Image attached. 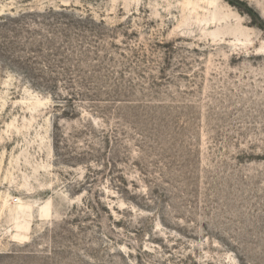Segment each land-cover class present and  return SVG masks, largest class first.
I'll return each mask as SVG.
<instances>
[{
    "label": "rangeland",
    "instance_id": "1",
    "mask_svg": "<svg viewBox=\"0 0 264 264\" xmlns=\"http://www.w3.org/2000/svg\"><path fill=\"white\" fill-rule=\"evenodd\" d=\"M0 264H264V0H0Z\"/></svg>",
    "mask_w": 264,
    "mask_h": 264
}]
</instances>
